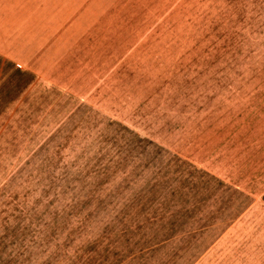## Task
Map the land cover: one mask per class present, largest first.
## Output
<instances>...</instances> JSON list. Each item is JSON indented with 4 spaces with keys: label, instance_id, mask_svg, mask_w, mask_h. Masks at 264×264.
<instances>
[{
    "label": "rangeland",
    "instance_id": "374dc122",
    "mask_svg": "<svg viewBox=\"0 0 264 264\" xmlns=\"http://www.w3.org/2000/svg\"><path fill=\"white\" fill-rule=\"evenodd\" d=\"M263 187L264 0H0V264H264Z\"/></svg>",
    "mask_w": 264,
    "mask_h": 264
},
{
    "label": "crops",
    "instance_id": "0c3cea01",
    "mask_svg": "<svg viewBox=\"0 0 264 264\" xmlns=\"http://www.w3.org/2000/svg\"><path fill=\"white\" fill-rule=\"evenodd\" d=\"M250 192H251V197L253 198V200H257L259 197L264 195V187L258 191L256 188H253Z\"/></svg>",
    "mask_w": 264,
    "mask_h": 264
}]
</instances>
